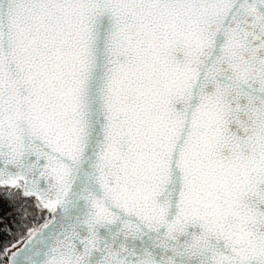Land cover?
<instances>
[{
  "label": "snow or ice",
  "instance_id": "obj_1",
  "mask_svg": "<svg viewBox=\"0 0 264 264\" xmlns=\"http://www.w3.org/2000/svg\"><path fill=\"white\" fill-rule=\"evenodd\" d=\"M0 264H264V0H0Z\"/></svg>",
  "mask_w": 264,
  "mask_h": 264
}]
</instances>
